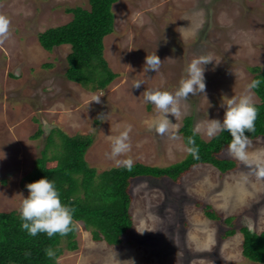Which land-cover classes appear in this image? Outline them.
Wrapping results in <instances>:
<instances>
[{"label": "rangeland", "instance_id": "374dc122", "mask_svg": "<svg viewBox=\"0 0 264 264\" xmlns=\"http://www.w3.org/2000/svg\"><path fill=\"white\" fill-rule=\"evenodd\" d=\"M75 6L90 3L0 0V16L9 20V33L0 39V211L17 210L28 194L25 175L54 129L91 134L86 159L99 172L115 167V159L168 166L188 153L180 131L185 117L192 116L197 132L211 139L204 123L222 119V96H239L255 75L252 68L264 70V0H119L105 56L120 75L105 90H87L65 75L70 46L47 51L38 39L45 29L70 21L67 8ZM154 53L162 61L147 72L144 58ZM200 55L213 59L205 66V92L179 100L180 115L169 114V132L149 129L144 121L158 112L143 90L174 92L185 66ZM136 81L143 84L135 88ZM98 95L101 102L92 101ZM41 125L43 133L34 139ZM125 129L129 150L113 158L112 140ZM246 151L250 159L264 157V136L249 140ZM224 156L235 157L228 150ZM132 193L134 227L121 245L94 241L79 224L78 248L64 249L60 264H257L242 253L240 230H264V176L254 166L242 163L221 175L198 164L181 182L137 177ZM207 204L217 219L206 215ZM231 229L236 232L228 235Z\"/></svg>", "mask_w": 264, "mask_h": 264}, {"label": "trees", "instance_id": "16d2710c", "mask_svg": "<svg viewBox=\"0 0 264 264\" xmlns=\"http://www.w3.org/2000/svg\"><path fill=\"white\" fill-rule=\"evenodd\" d=\"M118 1L89 0L90 8L69 7L67 11L72 14L70 21L38 34L39 43L47 51L65 44L70 46L65 75L90 91L105 90L120 75L110 67L105 56V37L114 31L113 7ZM260 68H252L255 72L253 79H259L261 83L254 89L259 101L254 102L257 108L254 129L245 133L248 140L264 136V70ZM193 129V117H185L180 131L188 147L191 146L188 137L193 138L194 146L198 147V158L188 152L184 159L168 166L136 162L130 170L115 166L100 172L86 159V153L94 141L91 134L70 136L54 129L25 179L28 183L47 176L54 181L62 201L73 210L71 230L64 235L57 233L51 237L45 233L31 236L20 227L17 210L0 211V264H60L58 258L64 249L73 251L78 248L76 237L79 224L90 231L94 241L121 245L134 227L131 209L134 178L168 177L181 182L198 164H210L221 175L242 166L243 162L237 158L224 156L231 140L226 130L207 140L199 132L194 133ZM42 133L41 125L32 137L37 139ZM205 213L211 219L219 217L210 204H207ZM232 219L233 216L228 221ZM240 230L244 236V256L257 264H264V230L255 232L247 226ZM235 232L236 229H231L227 234ZM46 248H52L55 256H46Z\"/></svg>", "mask_w": 264, "mask_h": 264}, {"label": "clouds", "instance_id": "9594fccd", "mask_svg": "<svg viewBox=\"0 0 264 264\" xmlns=\"http://www.w3.org/2000/svg\"><path fill=\"white\" fill-rule=\"evenodd\" d=\"M9 33V20L0 16V39L7 37ZM161 58L157 53L147 54L144 58V70L149 72L157 70L161 63ZM212 57L200 55L193 58L184 69L185 75L179 80L178 87L174 92L161 89H144V100L154 105L158 116L151 120H145L149 129H154L158 134L169 132V114L172 117L180 115L179 100L187 98L190 94L204 93L206 89L205 66L212 62ZM259 79H252L245 85V91L239 96L224 95L220 101V107L224 109L223 117L209 118L204 123V129L208 136H214L217 133L226 130L231 140L227 145L229 154L235 156L239 161L246 165L254 166L258 176H264V157L250 159L246 151L249 144L246 131L254 129V122L257 116V108L253 100V91L260 85ZM143 81H136L133 87L139 88ZM101 96L93 97L92 101L101 102ZM200 130V126L193 129V132ZM128 132L125 129L121 131L112 140L111 156L113 158L120 156L129 150ZM188 144L191 145L186 149L194 158H198V147L194 146L195 142L192 137H188ZM132 160L115 159L116 166H123L131 169ZM25 187L28 194L19 203L17 212L21 221L20 227L27 231L31 236L38 233H45L51 237L59 233L64 235L71 230L73 222V210L61 199L59 190L54 181L47 176H42L36 180L26 183ZM137 231L143 233L145 229ZM151 230V229H149ZM45 255L54 257L55 252L52 248L45 249Z\"/></svg>", "mask_w": 264, "mask_h": 264}, {"label": "bare ground", "instance_id": "6f19581e", "mask_svg": "<svg viewBox=\"0 0 264 264\" xmlns=\"http://www.w3.org/2000/svg\"><path fill=\"white\" fill-rule=\"evenodd\" d=\"M233 54V53H232ZM183 62V61H182ZM183 64V63H182ZM17 131V130H16Z\"/></svg>", "mask_w": 264, "mask_h": 264}]
</instances>
